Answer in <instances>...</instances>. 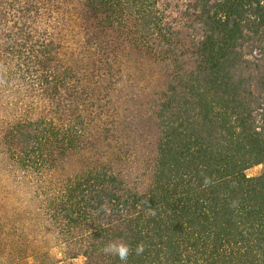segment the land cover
Here are the masks:
<instances>
[{
  "label": "trees",
  "instance_id": "16d2710c",
  "mask_svg": "<svg viewBox=\"0 0 264 264\" xmlns=\"http://www.w3.org/2000/svg\"><path fill=\"white\" fill-rule=\"evenodd\" d=\"M184 7L0 0V92L18 104L0 153L41 187L70 259L264 264V0ZM123 58L159 72L142 106L116 96Z\"/></svg>",
  "mask_w": 264,
  "mask_h": 264
},
{
  "label": "rangeland",
  "instance_id": "374dc122",
  "mask_svg": "<svg viewBox=\"0 0 264 264\" xmlns=\"http://www.w3.org/2000/svg\"><path fill=\"white\" fill-rule=\"evenodd\" d=\"M168 1L172 7L180 6V12L189 0ZM173 19L178 25L184 21L181 14H176ZM66 43L71 45V50L76 47L73 40ZM119 67L122 82L116 96L132 106H142L148 97L161 89L162 80L156 68L135 65L134 61L129 62L126 58L120 61ZM14 98L17 100V96L6 94L4 97L0 92V126L6 116L18 111ZM90 155L92 153L89 152L75 154L63 164L58 174L63 178L74 176ZM259 173L260 167L247 172L249 177ZM44 197L37 182L15 170L0 153V264H84L83 257L70 259L71 254L68 253L75 249L73 246L69 248V243L66 244L59 235L44 206Z\"/></svg>",
  "mask_w": 264,
  "mask_h": 264
},
{
  "label": "clouds",
  "instance_id": "9594fccd",
  "mask_svg": "<svg viewBox=\"0 0 264 264\" xmlns=\"http://www.w3.org/2000/svg\"><path fill=\"white\" fill-rule=\"evenodd\" d=\"M107 251H112V252H115V253H118L119 254V257L120 259L123 261V260H126L127 258V254H128V248L124 245H115V244H112V245H109L108 248L106 249ZM139 250H142V249H138Z\"/></svg>",
  "mask_w": 264,
  "mask_h": 264
}]
</instances>
